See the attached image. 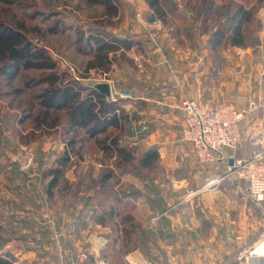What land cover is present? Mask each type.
I'll use <instances>...</instances> for the list:
<instances>
[{"label":"rangeland","instance_id":"1","mask_svg":"<svg viewBox=\"0 0 264 264\" xmlns=\"http://www.w3.org/2000/svg\"><path fill=\"white\" fill-rule=\"evenodd\" d=\"M120 1L119 13L112 17L107 14V9L102 4H89L87 0H0V22L22 30L35 44L47 49L58 61L61 70L67 71L73 79H78L86 85L92 82L110 84L112 81L115 82L118 90L131 92L127 88L130 80L128 71L133 72L132 75H137V79L141 80H143L142 75L146 78L149 75L144 59L134 58V49L127 51L123 57L118 52L116 56L120 60L116 61L108 72L90 68L89 62L93 59V55H88L84 51L87 49L85 41L78 40L81 30L85 31L86 35L91 30L100 29L121 37H135L145 47H153L157 53H162L166 62L170 63L167 68L171 73L189 62H197L200 56L198 51L206 43L203 38L206 17L203 15L205 6L202 1L204 0H161L162 4L165 3L163 5L166 10V22L158 18L159 22L155 25H149L141 19L135 0ZM144 1L149 5L147 0ZM212 1L216 14L219 7L228 3V0ZM212 1L206 0V3ZM234 1L245 4V7L255 14L254 22L248 24L250 37L247 46L252 49L263 46L264 42L262 43L260 37L264 34V0ZM211 22L206 21V23ZM261 60L259 57V61ZM136 66L138 71L135 69ZM255 72L262 74L261 70H255ZM38 75L39 72L25 69L10 82L0 73V250L2 249L4 253L9 251V246L5 244L9 243L10 236L22 237L17 225L12 221L9 223V211H11L9 202L11 201L15 204L21 203L22 209L24 207L31 209V214L38 219L42 209L56 208V215L58 218L59 215L61 216L62 225L66 224L70 229L72 223L73 228L71 227V243L56 249L58 254L56 253L55 261L53 257H49V260L38 263L31 260L28 251H24L22 261L14 264H65L61 257L69 258L71 254L76 257L82 252H88L89 258L78 264H98V261L102 259L106 264H124L121 258L125 251L133 246L131 244L126 246L124 243L117 245L113 242V239L118 238L120 231L111 224L105 228L106 230L92 228L86 213L91 207L100 208L99 204L107 199L114 201L116 195L121 196L128 190L139 191L138 187H145L147 190L143 197L147 206L174 205V208L178 207V209L189 208L191 217L187 215V219L191 220L190 222L193 216L196 218L197 212L201 214L202 209L198 202L201 193L190 197L189 194L197 188V182L191 177V173H199L202 169L197 165L195 155H191V148L188 146L190 144L184 140H182V150L168 149L160 152V162L154 169H143L138 161L128 164L127 167L131 172L124 174L120 183H116L115 193L104 196L95 192L92 182L96 181L100 170L113 165L114 160L104 157V154L95 147L94 142L85 138L82 145L81 143L77 145L80 147V152L73 156L71 165L66 166L62 179L54 187L53 194L49 195L47 187L51 177L45 174L57 165L59 157L66 149L68 138L75 134H78V138L85 137L86 133L84 129H79L66 134L64 128H49L43 125L45 123L41 119L44 117L42 114L44 110L40 106L38 97L48 84L39 83ZM126 112L132 120L126 122L124 141L129 147L135 149L138 156L151 147L147 145L145 147L138 142L147 130L144 128L139 132L142 120L133 108L126 109ZM58 113L53 110L49 120ZM60 115H62L61 112ZM179 137L181 140L182 134ZM135 140L138 144H135ZM20 153L31 156L29 165L23 168L15 162L16 156ZM169 163H173L172 167ZM206 182L200 189L207 184ZM152 188L156 189L154 193ZM200 192L209 193L210 196H207V199L202 198L204 201H209V205H212L211 203L217 198L214 191ZM90 195H92L91 199ZM186 198L187 202L178 203ZM252 207L251 226L253 231H257L260 228L262 208L260 205ZM202 208L205 210L204 214H209L212 218L214 208L212 207L211 210L209 206ZM13 216L18 218L19 214H13ZM42 217L50 220V213L45 212ZM92 235L103 236L110 240L102 252H91ZM21 241L18 239L19 244L22 243ZM23 241L26 242L25 239ZM29 246L33 247L32 250L36 249V246L32 244ZM18 248L22 250L21 246ZM96 256L99 257L97 263L93 259Z\"/></svg>","mask_w":264,"mask_h":264},{"label":"crops","instance_id":"2","mask_svg":"<svg viewBox=\"0 0 264 264\" xmlns=\"http://www.w3.org/2000/svg\"><path fill=\"white\" fill-rule=\"evenodd\" d=\"M203 35L206 43L198 48L200 56L197 62H189L186 66L176 68L177 74L168 70L167 65L170 63L166 62L162 53L153 52L148 46L140 51L134 49V58L144 59L149 79L143 75V80L137 79V75H132L133 72L128 71L130 80L127 88L133 94V98L123 99V106L125 109L133 108L140 115L142 121L139 132L144 128L147 130L138 142L145 147L146 145L156 147L160 153L168 149L182 150L183 142L179 136L184 126V118L179 105L183 98L191 97L209 102L215 107L228 103L247 107L249 98L253 104H250L251 111L240 123L241 141L235 151H228L230 158L227 161L203 166L195 160L202 170L199 173H191V177L197 182V188L189 197L201 193L198 202L203 214L197 212L196 218L192 217V222L187 219L191 215L189 208L178 209L174 208V205L147 206L143 200L147 191L145 187H138L140 192L135 189L137 194L134 196L132 209L133 237L130 242L133 248L123 254L121 260L124 264H236L234 254L239 246L236 237L242 235L246 239H252L262 226L261 209L260 228L253 231L251 209L253 205L258 204L248 195L235 191L236 183L244 185L241 180L223 179L215 185L209 183L223 175L233 157L249 158L259 152L264 154V45L255 49L249 48L247 44L245 46L227 44L212 48L208 43L209 34ZM263 36L264 34L260 37L262 43ZM135 69L138 71L137 66ZM255 70H261L262 74H257ZM134 142L138 144L136 140ZM188 146L191 148V155L194 156L192 146ZM159 162L158 159L154 168ZM169 164L172 167L173 163ZM205 181L207 184L200 189ZM205 190L216 193L217 198L212 205L202 199L210 196L209 193L200 192ZM152 191L154 193L156 189L152 188ZM89 197L91 199L92 195ZM185 201H188L187 198L178 203L183 204ZM9 205L11 207L9 223L14 222L18 231L22 233V237L10 236L9 243L5 244L9 246L6 253L15 258L14 263L22 261L24 251H28L31 260L38 263L49 260V257H53L55 261L56 249L71 243L73 224H70V229L66 224V227L62 225V218L60 215L57 217L56 208L42 209L43 212L42 210L39 212L38 219L31 214V209L26 207L22 209L21 203L15 204L11 201ZM203 206H209V210L214 208L212 218L209 214H204ZM260 207H264V202ZM44 211L50 213V220L42 217ZM13 214H19V217L16 218ZM99 214L98 207H91L86 213L90 225L96 230L105 229L109 225V222L99 220ZM124 225L120 221L113 225L120 231L118 238L113 239L117 245L127 243L124 238ZM128 225L131 226L130 223ZM128 225L125 226L130 228ZM92 237L90 244L93 253L102 252L110 243V240L103 236ZM18 239L22 240L21 245ZM30 244L36 246V249L32 250ZM18 246H21L22 250ZM6 253L0 250V254ZM93 259L97 263L99 257ZM263 261L264 258L257 259L254 264H263Z\"/></svg>","mask_w":264,"mask_h":264},{"label":"trees","instance_id":"3","mask_svg":"<svg viewBox=\"0 0 264 264\" xmlns=\"http://www.w3.org/2000/svg\"><path fill=\"white\" fill-rule=\"evenodd\" d=\"M149 6L155 11L157 17L166 22L165 6L161 0H147ZM212 1V0H211ZM262 1V0H257ZM89 4H102L107 9V14L114 17L120 10V0H87ZM204 9L203 34H209V46L236 45L245 46L249 40L250 32L248 24H252L255 14L245 7L243 3L228 0L226 5L213 10V1H202ZM202 16V15H201ZM212 21L211 23H206ZM80 42L85 41L88 55H93L89 62L90 68L101 69L108 72L116 61L120 60L116 54L123 56L131 49L143 50L145 46L139 39L129 36H118L106 33L100 29L91 30L87 35L85 31H79ZM0 73L11 82L16 75L25 69L39 72V83L48 84L39 94L40 106L43 108L45 127L66 129V134L75 130L84 129L86 136L78 138V134L72 135L67 140L66 149L57 161V165L48 170L45 176H50L47 192L53 194L54 187L62 179L66 166L71 165L73 156L80 152L78 144L90 139L95 147L104 154V157L113 159V165L103 167L99 176L92 182L95 192L108 196L116 192V183H120L124 174L129 173L127 165L138 161L144 169H152L159 159V151L156 147L142 151L138 156L133 147L125 144L124 134L126 122L132 120L123 106V99L111 101L97 89L82 84L78 79H73L67 71L60 69L58 61L41 45L35 44L26 34L9 24L0 22ZM59 112L52 120L51 112ZM60 112L62 115H60ZM47 118V119H46ZM52 121V122H51ZM86 139V140H87ZM80 145V146H81ZM135 189L126 191L123 195L99 204L101 222H109L114 225L120 222L131 226L124 227L123 232L129 246L133 221L132 209L134 207ZM89 200V198H88ZM80 214L82 212L80 211ZM130 240V241H128ZM130 249V247H129ZM14 256L6 253L0 254V264H14Z\"/></svg>","mask_w":264,"mask_h":264},{"label":"built area","instance_id":"4","mask_svg":"<svg viewBox=\"0 0 264 264\" xmlns=\"http://www.w3.org/2000/svg\"><path fill=\"white\" fill-rule=\"evenodd\" d=\"M153 52H156L155 48ZM115 82L110 81L111 101L132 99L131 92L120 91ZM247 107H238L233 103L215 107L209 102L185 97L180 102L183 112L184 126L182 140L188 142L193 149L195 158L200 165L209 166L227 161L228 151H235L242 138L240 123L251 111L253 104L247 98ZM223 179H239L244 185L236 183V192L248 195L258 205L264 202V154L259 152L249 158H232L223 175L211 181L216 184ZM238 249L234 254L236 264H254L255 260L264 258V207H262V226L252 239L242 235L236 237ZM259 248H262L260 251ZM63 256V255H62ZM89 258L88 252L61 257L65 264H78ZM98 264H106L105 260Z\"/></svg>","mask_w":264,"mask_h":264},{"label":"water","instance_id":"5","mask_svg":"<svg viewBox=\"0 0 264 264\" xmlns=\"http://www.w3.org/2000/svg\"><path fill=\"white\" fill-rule=\"evenodd\" d=\"M138 10H139V15L141 19L149 24V25H155L159 22V19L156 15V13L151 9V7L145 2L144 0H135ZM89 86L97 89L100 91L102 94L106 96L108 100L111 99V87L108 82H95V83H88ZM16 160L20 163L21 167H26L29 165L31 156L29 155H23L20 153L19 155L16 156ZM232 163V159L230 160V164Z\"/></svg>","mask_w":264,"mask_h":264},{"label":"bare ground","instance_id":"6","mask_svg":"<svg viewBox=\"0 0 264 264\" xmlns=\"http://www.w3.org/2000/svg\"><path fill=\"white\" fill-rule=\"evenodd\" d=\"M262 248H259L258 250L260 251Z\"/></svg>","mask_w":264,"mask_h":264}]
</instances>
